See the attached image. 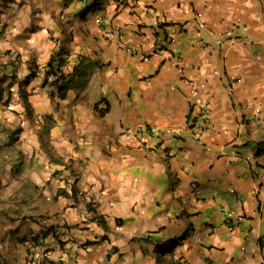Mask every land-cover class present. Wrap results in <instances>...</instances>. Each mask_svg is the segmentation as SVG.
Here are the masks:
<instances>
[{"label":"crops","instance_id":"0c3cea01","mask_svg":"<svg viewBox=\"0 0 264 264\" xmlns=\"http://www.w3.org/2000/svg\"><path fill=\"white\" fill-rule=\"evenodd\" d=\"M31 233L55 264H264V0H0V264Z\"/></svg>","mask_w":264,"mask_h":264},{"label":"built area","instance_id":"2783aa9c","mask_svg":"<svg viewBox=\"0 0 264 264\" xmlns=\"http://www.w3.org/2000/svg\"><path fill=\"white\" fill-rule=\"evenodd\" d=\"M122 1V0H121ZM99 20V19H98ZM52 39L56 40L57 36L56 35H52ZM131 52V50H130ZM170 57H173V53L170 52ZM63 57L58 54V57L56 58V64L55 65H51L47 70L45 69H40L38 74L42 77H44V79L46 80H59L62 76V70H61V65L60 62L62 61ZM16 94L19 93L18 95H20V92L18 89H15L14 91ZM20 98V96H18ZM203 114H208L207 109L203 110ZM143 127H139L136 129H130L127 128L124 130L123 135L125 137H129L130 135H137L139 138L142 136V131ZM93 206H94V202L92 201V199H87V210L85 212V214H82V216L84 215L86 217L87 220H96L97 216L94 214V210H93ZM55 235L60 233V230H56L54 231ZM38 235L36 233H31V237H32V243L30 244V252L28 255V259L26 264H55L54 259L52 258V256L50 255V252L47 248H45L44 246H42V243L40 242L39 239H37ZM35 238L37 240H35ZM262 245H264V239H262Z\"/></svg>","mask_w":264,"mask_h":264},{"label":"trees","instance_id":"16d2710c","mask_svg":"<svg viewBox=\"0 0 264 264\" xmlns=\"http://www.w3.org/2000/svg\"><path fill=\"white\" fill-rule=\"evenodd\" d=\"M260 153V151L258 152V154ZM29 252H30V247H29V250H28Z\"/></svg>","mask_w":264,"mask_h":264}]
</instances>
